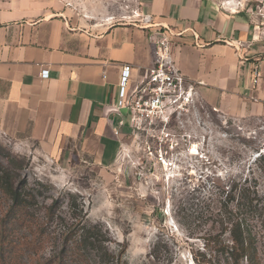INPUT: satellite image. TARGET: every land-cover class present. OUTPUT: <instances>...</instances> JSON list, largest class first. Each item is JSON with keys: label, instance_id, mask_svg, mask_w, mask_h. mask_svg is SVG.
<instances>
[{"label": "rangeland", "instance_id": "obj_1", "mask_svg": "<svg viewBox=\"0 0 264 264\" xmlns=\"http://www.w3.org/2000/svg\"><path fill=\"white\" fill-rule=\"evenodd\" d=\"M44 1L73 20L155 23L153 0ZM216 1L241 7L255 23L261 20L264 0ZM158 30L159 25L151 27L148 36ZM126 120L107 164L95 163L76 140L0 125V146L22 160L20 179L36 189L32 214L57 240L65 225L81 218L96 225L101 246L92 264H230L214 241L228 244L229 233L211 223L208 209L221 188L245 179L255 182L264 205V157L259 156L264 155V113L229 114L196 93L165 126L135 128ZM52 201L53 219L46 217ZM251 223L264 264V212ZM54 248L47 244L39 255ZM37 258L24 250L18 264H37Z\"/></svg>", "mask_w": 264, "mask_h": 264}, {"label": "crops", "instance_id": "obj_2", "mask_svg": "<svg viewBox=\"0 0 264 264\" xmlns=\"http://www.w3.org/2000/svg\"><path fill=\"white\" fill-rule=\"evenodd\" d=\"M150 13L176 33L173 68L198 96L229 114L264 113V66L257 85L250 75L264 41L254 40L248 11L216 0H153ZM150 31L69 19L44 0H0V125L76 140L95 163L107 164L120 139L113 132L120 68L131 67L130 86L142 79L154 62Z\"/></svg>", "mask_w": 264, "mask_h": 264}, {"label": "trees", "instance_id": "obj_3", "mask_svg": "<svg viewBox=\"0 0 264 264\" xmlns=\"http://www.w3.org/2000/svg\"><path fill=\"white\" fill-rule=\"evenodd\" d=\"M264 157V155H259ZM18 162V163H16ZM18 160L0 146V261L2 264H18L24 250L37 258V264H92L98 248L99 233L96 225L88 224L83 218L64 226L58 240L47 232L42 219L34 216L31 208L37 202L35 187L27 186L20 179ZM263 173H264V169ZM209 218L229 233V243L214 240L216 252L230 264H263L258 252V240L251 220L258 219L264 212L261 195L255 182H231L216 194ZM3 203V204H2ZM55 203L46 208V217L55 216ZM60 222L63 221L59 218ZM19 230L26 232L18 235ZM47 244H54L53 251L42 257L41 251ZM53 246V245H52ZM103 247H101L102 249ZM104 249V248H103ZM40 253V255H39ZM123 251L121 252V254ZM121 254L117 257L120 262ZM104 261V259H102Z\"/></svg>", "mask_w": 264, "mask_h": 264}, {"label": "built area", "instance_id": "obj_4", "mask_svg": "<svg viewBox=\"0 0 264 264\" xmlns=\"http://www.w3.org/2000/svg\"><path fill=\"white\" fill-rule=\"evenodd\" d=\"M261 18L254 23L256 34L254 40L264 41V2L258 10ZM146 27H156L154 23L147 24ZM155 34L149 36L154 46L153 65L145 71L142 79L130 86L131 67L122 65L120 68L119 84L117 92V104L113 106L114 112L119 119H114L116 123L113 129L115 135H119V128L124 125L122 110L126 111L129 125L135 128L151 126L160 123L166 125L173 113L189 105L190 100L196 94L195 87L188 82L184 75L173 68L171 59L172 38L176 33L167 26L160 25ZM196 37L194 29L187 27ZM183 30L179 31L181 34ZM245 57V56H244ZM251 82L257 85L262 77L261 66H264V54L255 55L250 60ZM48 69L44 68L40 72L41 78H47Z\"/></svg>", "mask_w": 264, "mask_h": 264}, {"label": "bare ground", "instance_id": "obj_5", "mask_svg": "<svg viewBox=\"0 0 264 264\" xmlns=\"http://www.w3.org/2000/svg\"><path fill=\"white\" fill-rule=\"evenodd\" d=\"M195 153V152H194Z\"/></svg>", "mask_w": 264, "mask_h": 264}]
</instances>
